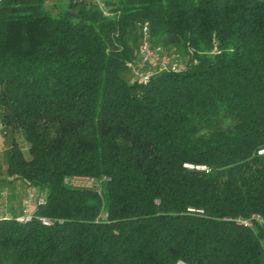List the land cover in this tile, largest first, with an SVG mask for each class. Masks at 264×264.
Here are the masks:
<instances>
[{"label":"trees","instance_id":"1","mask_svg":"<svg viewBox=\"0 0 264 264\" xmlns=\"http://www.w3.org/2000/svg\"><path fill=\"white\" fill-rule=\"evenodd\" d=\"M74 2H0L3 162L45 201L0 264H264V0ZM144 25L179 65L145 84Z\"/></svg>","mask_w":264,"mask_h":264},{"label":"built area","instance_id":"2","mask_svg":"<svg viewBox=\"0 0 264 264\" xmlns=\"http://www.w3.org/2000/svg\"><path fill=\"white\" fill-rule=\"evenodd\" d=\"M2 0H0L1 2ZM102 7V6H101ZM144 39L139 46L138 49V63L136 65L129 64L130 67L135 74V76L142 83H147L150 78L158 72L171 71L178 72L179 65L177 59L174 56H170L165 54L161 47L156 46L153 47L146 40V26L144 25L142 28ZM260 154H264V150L259 152ZM187 169H196L201 171H207L203 166L194 167L192 165H184ZM64 183L70 185L72 187L77 188H86V189H98V184L94 179L88 177H70L65 178ZM45 203L44 198L40 197L38 199V205H43ZM188 212L195 214H202V211L196 209H188ZM6 215H0V219H6ZM34 215L32 213L31 207L29 205V199L25 198L22 203V209L18 216L15 217V221L17 223L25 224L32 221ZM39 221L48 226L50 223L48 220L39 218ZM181 264V263H179Z\"/></svg>","mask_w":264,"mask_h":264},{"label":"rangeland","instance_id":"3","mask_svg":"<svg viewBox=\"0 0 264 264\" xmlns=\"http://www.w3.org/2000/svg\"><path fill=\"white\" fill-rule=\"evenodd\" d=\"M75 0H46L47 7L52 10L53 13L58 12L61 7H70L72 8L75 4ZM104 13L107 15V10H104ZM129 64H127L128 66ZM132 65V64H131ZM131 72L132 69L128 67ZM10 144L9 141V133H3L2 132V126L0 124V215H6L7 218H9L12 214L11 209H13L18 201V198L21 196L23 199V195L29 199V205L31 207L33 215L35 214V210L38 205V199L40 198L38 190L34 186H27L24 187L23 184H19L16 189V191L11 190V183L10 181L13 180V177H9L6 173V168L4 166L3 162V150L8 147ZM23 153L25 157H27V150L24 146ZM99 189V188H98ZM98 189H95V191H98ZM94 190V189H93ZM12 192H16L12 193ZM2 193V194H1ZM15 194V198H12L10 196ZM24 198V199H25ZM35 217V215H34Z\"/></svg>","mask_w":264,"mask_h":264},{"label":"crops","instance_id":"4","mask_svg":"<svg viewBox=\"0 0 264 264\" xmlns=\"http://www.w3.org/2000/svg\"><path fill=\"white\" fill-rule=\"evenodd\" d=\"M11 190L16 191L15 188H13V187H11ZM12 193L17 194L16 192H12ZM1 194H2V193H1ZM15 194L12 195V196H10V197L15 198ZM21 196H22V195H21ZM21 196L18 198V201H17L15 207H14L13 209H11L12 214H16L17 211H19L18 209H20V207H21V206H20V201H21V203H22L23 200H24V198L26 197V195H25V196L23 195V199H21V198H22Z\"/></svg>","mask_w":264,"mask_h":264}]
</instances>
